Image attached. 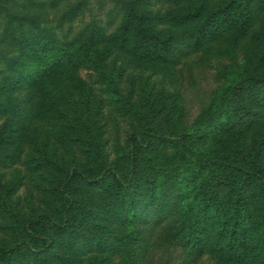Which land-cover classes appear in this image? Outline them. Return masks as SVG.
Here are the masks:
<instances>
[{
	"label": "trees",
	"instance_id": "1",
	"mask_svg": "<svg viewBox=\"0 0 264 264\" xmlns=\"http://www.w3.org/2000/svg\"><path fill=\"white\" fill-rule=\"evenodd\" d=\"M26 2H0V264H264V0H117L112 30ZM239 52L191 120L150 81Z\"/></svg>",
	"mask_w": 264,
	"mask_h": 264
},
{
	"label": "rangeland",
	"instance_id": "2",
	"mask_svg": "<svg viewBox=\"0 0 264 264\" xmlns=\"http://www.w3.org/2000/svg\"><path fill=\"white\" fill-rule=\"evenodd\" d=\"M18 1L27 4L26 0ZM45 1L47 7L44 11L45 18L49 21V24L55 25L60 14L80 0H58L59 2L55 7L49 1ZM116 1L82 0V10L78 18L71 23H65L63 26L64 28L70 27L72 30H77L84 24L96 20L105 25L108 30H112L120 20ZM241 57V52L234 59L220 57L219 61L216 60L215 56H212L209 60L193 56L176 65L171 75L163 77L161 72H154L150 73L149 77L156 89L162 87L177 96L186 111L188 120H191L199 112L201 106L215 96L219 87L227 81V77L232 76L236 64L241 61ZM81 74L83 77L89 78L86 71L82 70ZM117 129L122 136L128 126L125 123H120ZM3 172L6 173V176H9L10 167L3 168ZM29 191H32V188L28 184L22 187L20 193L24 195ZM195 264H212V262L207 257L202 256Z\"/></svg>",
	"mask_w": 264,
	"mask_h": 264
}]
</instances>
